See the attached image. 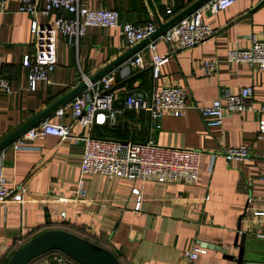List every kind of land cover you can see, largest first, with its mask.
I'll return each mask as SVG.
<instances>
[{
	"label": "crops",
	"instance_id": "crops-1",
	"mask_svg": "<svg viewBox=\"0 0 264 264\" xmlns=\"http://www.w3.org/2000/svg\"><path fill=\"white\" fill-rule=\"evenodd\" d=\"M6 1L7 11L0 13V75L10 81L13 91L0 90V141L82 83L84 74L93 76L136 45L127 43L119 27H89L78 43L60 35L58 62L50 80L29 90L23 58L34 52L30 16L17 10L19 0ZM195 1L170 0L171 14L159 0L152 3L165 23ZM83 3L117 9L123 22L154 21L158 26L147 0ZM59 13L54 11L53 17ZM204 17L214 29L205 42L177 50L158 40L157 53L169 58L157 78L151 79L149 51L141 69L122 71L152 39L114 68L118 70L116 83L137 75L114 91L119 100L114 105L122 111L115 124L83 127L73 121L70 107L62 119L72 123L74 135L202 150L198 181L82 174L81 140L49 134L15 149L16 137L0 148V167L9 186H23L25 192L21 201L9 198L0 203V264L8 262L20 240L25 242L48 229H64L107 248L122 264H238L241 235L246 233L245 264H264V215L254 214L264 210V136L259 130L264 113H232L220 126H208L198 108L246 86L254 88V104L264 105V70L226 59L230 48L249 47L254 40L264 39V0H238L216 13L207 11ZM205 59L219 60V70L206 74L201 66ZM165 86H182L187 91L190 106L184 115L165 114L155 121L143 109L126 106L132 92L150 98L155 88ZM56 108L34 125L45 119L57 122ZM242 144L250 148L247 159L227 160L221 154L228 146ZM195 244L208 251L191 262L187 252ZM53 259L40 257L30 264H51Z\"/></svg>",
	"mask_w": 264,
	"mask_h": 264
},
{
	"label": "built area",
	"instance_id": "built-area-1",
	"mask_svg": "<svg viewBox=\"0 0 264 264\" xmlns=\"http://www.w3.org/2000/svg\"><path fill=\"white\" fill-rule=\"evenodd\" d=\"M171 14L170 0H159ZM238 0H209L201 7L190 12L164 32L151 38L148 46L138 52L122 66V71L139 70L144 66L145 55L151 52L154 78L160 75V68L169 55L157 53L158 40H164L175 49H186L208 40L214 33L213 27L205 20L207 11L216 13L233 5ZM30 16V31L34 38V52L23 58L27 69V88L33 90L41 81H49L58 62V37L64 36L70 43H78L89 27H119L130 45L137 44L151 37L158 26L154 21L145 23L123 22L117 9L91 7L83 0H19L17 9ZM7 11V1L0 0V13ZM60 12L53 17V12ZM43 19H47L45 22ZM229 63H249L264 70V39L254 40L249 47H235L227 51ZM206 74L219 70V60L205 59L201 62ZM124 68V70H123ZM117 69L110 70L96 80L83 75L85 87L65 105L56 108L54 114L59 120L55 123L48 119L29 127L20 134L13 148L17 149L28 140L41 138L49 134L60 138H75L84 143L81 161L82 174L97 173L109 177L122 176L129 179L158 180L160 182L185 181L195 183L199 179L200 161L204 152L199 149L166 146L155 142L140 143L132 140H115L74 135L72 123L63 122L67 108H71L73 121L83 127L94 124H115L122 112L114 105L116 95L107 93L117 81ZM121 71V72H122ZM123 74V73H122ZM0 90L11 93L10 81L0 75ZM254 88L243 87L237 93L226 92L210 105L199 106L201 115L208 126H220L224 118L232 113L252 111L259 116L264 113V105L256 106L253 102ZM187 91L182 86H165L154 89L151 97L132 92L126 98L128 108L143 109L155 121L165 114L182 116L190 106ZM156 124V123H155ZM156 126H160L156 124ZM260 134L264 136V118L259 119ZM221 154L227 160H244L250 157L247 144L228 146ZM3 157V155H1ZM216 154H213V158ZM264 179V176H263ZM25 189L10 187L2 167H0V203L9 198L16 201L23 199ZM84 194V192H82ZM254 214L264 215V210H255ZM63 217L65 213L61 214ZM19 243L22 245L23 241ZM207 249L195 244L188 252L189 261H195ZM55 258L69 262L64 255Z\"/></svg>",
	"mask_w": 264,
	"mask_h": 264
},
{
	"label": "water",
	"instance_id": "water-1",
	"mask_svg": "<svg viewBox=\"0 0 264 264\" xmlns=\"http://www.w3.org/2000/svg\"><path fill=\"white\" fill-rule=\"evenodd\" d=\"M151 9L154 12V15L157 19L158 28L155 31V33L141 42L137 43L133 48L128 50L127 52L123 53L121 56H119L117 59L110 62L108 65H106L104 68L99 70L96 74L90 77L91 80H96L97 78L101 77L105 73L109 72L110 70H113L115 67L119 66L120 64L124 63L126 59L134 53L140 46H142L144 43H146L151 38H154L155 36L161 34L164 32L168 27L178 22L180 19H182L184 16L189 14L190 12L194 11L195 9L201 7L209 0H196L191 5H189L187 8H185L183 11L172 17L167 22H162L159 18V15L156 12V9L154 7V4L152 3V0H147ZM151 72V79H154L153 74V66L151 65L149 68ZM137 75H131L126 78H124L121 82L116 83L113 85L109 90H107V93L114 92L120 88H123L128 82L132 81L134 78H136ZM85 82L80 83L78 86L73 88L70 92H68L63 98L46 108L44 111L40 112L38 115H36L34 118H32L29 122L25 123L23 126L9 134L6 138H4L2 141H0V148L18 137L21 133H23L25 130H27L29 127L34 125L36 122L41 120L43 117H45L47 114H49L51 111H53L56 107L70 99L71 97L75 96L79 91H81L85 87ZM124 103L125 99H121ZM118 99L114 100V104H118ZM150 119L151 115L149 114ZM98 124H94V127ZM92 137H95V134H93ZM143 142V143H147ZM246 233H243L241 235V246H239L240 251L237 258L238 264H245L244 256H243V244L244 240L246 238ZM238 238V235H237ZM51 250H59L63 252L65 255L70 257L71 259L75 260L76 262H79L81 264H122L120 259L109 249L104 248L102 246H99L87 239H84L78 235H75L67 230L64 229H48L45 230L24 244L20 245L14 253L9 258L8 262L6 264H30L31 261L38 258L39 256L51 251ZM231 259H234L232 256H227ZM51 264H60L58 259H53L51 261Z\"/></svg>",
	"mask_w": 264,
	"mask_h": 264
},
{
	"label": "trees",
	"instance_id": "trees-1",
	"mask_svg": "<svg viewBox=\"0 0 264 264\" xmlns=\"http://www.w3.org/2000/svg\"><path fill=\"white\" fill-rule=\"evenodd\" d=\"M173 11V10H172ZM30 240V239H29ZM28 241V240H27ZM27 241H25V242H27ZM25 242H23V244L25 243ZM64 255L65 257H67L68 258V260H69V262H71V263H73V264H81V263H79V262H76L75 260H73V259H71L70 257H68L67 255H65L63 252H61V251H59V250H51V251H49V252H47V253H45V254H43V255H41V256H39L38 258H40V257H47L48 259H53V258H55L57 255ZM38 258H36V259H38ZM36 259H34V260H36ZM33 260V261H34ZM33 261H31V262H33ZM30 262V263H31Z\"/></svg>",
	"mask_w": 264,
	"mask_h": 264
}]
</instances>
